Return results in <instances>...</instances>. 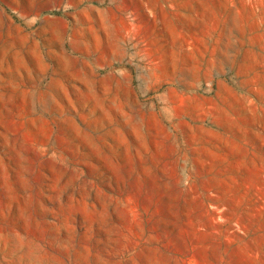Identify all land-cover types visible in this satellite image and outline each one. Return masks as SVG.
I'll use <instances>...</instances> for the list:
<instances>
[{"label": "rangeland", "instance_id": "rangeland-1", "mask_svg": "<svg viewBox=\"0 0 264 264\" xmlns=\"http://www.w3.org/2000/svg\"><path fill=\"white\" fill-rule=\"evenodd\" d=\"M0 264H264V0H0Z\"/></svg>", "mask_w": 264, "mask_h": 264}]
</instances>
